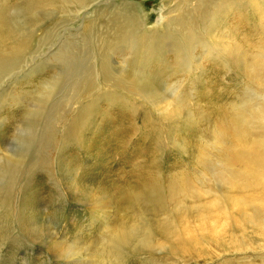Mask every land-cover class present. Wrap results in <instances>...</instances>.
<instances>
[{
	"label": "rangeland",
	"instance_id": "obj_1",
	"mask_svg": "<svg viewBox=\"0 0 264 264\" xmlns=\"http://www.w3.org/2000/svg\"><path fill=\"white\" fill-rule=\"evenodd\" d=\"M262 75L264 0H0V264H264Z\"/></svg>",
	"mask_w": 264,
	"mask_h": 264
},
{
	"label": "bare ground",
	"instance_id": "obj_2",
	"mask_svg": "<svg viewBox=\"0 0 264 264\" xmlns=\"http://www.w3.org/2000/svg\"><path fill=\"white\" fill-rule=\"evenodd\" d=\"M129 20V19H128ZM179 20V19H178ZM181 20V19H180ZM126 22V20H125ZM173 23V22H172ZM177 23V22H176ZM178 24V23H177ZM180 24V23H179ZM128 26L130 24H127ZM189 25V24H188ZM126 27V26H125ZM186 30V28H185ZM174 32V31H173ZM176 32V31H175ZM187 32V31H186ZM157 33V32H156ZM158 34V33H157ZM179 34V33H178ZM121 36V35H120ZM155 36V35H154ZM158 38V37H155ZM154 38V39H155ZM169 38V37H168ZM166 37V39H168ZM189 38V37H187ZM121 39V38H120ZM142 39V38H141ZM144 39V38H143ZM190 39V38H189ZM149 40V39H148ZM188 40V39H187ZM140 41V40H139ZM162 41V40H161ZM149 42V41H148ZM184 42V40H183ZM18 43H12L14 49H17ZM179 45V44H178ZM176 46V45H175ZM133 48V47H132ZM182 49V48H181ZM104 52V51H103ZM220 53V52H219ZM185 55V54H184ZM229 56V55H228ZM104 59V58H103ZM178 59V58H177ZM236 59V58H234ZM106 60V59H105ZM236 62V61H235ZM72 65V64H71ZM138 65V64H137ZM118 68V67H117ZM116 71V70H115ZM136 72V71H135ZM130 73V72H129ZM132 73V72H131ZM145 74V73H144ZM127 75V74H126ZM129 75V74H128ZM261 77V75H259ZM263 76V75H262ZM129 77V76H128ZM123 78V77H122ZM125 78V77H124ZM132 78V77H131ZM264 78V76H263ZM117 79V78H116ZM134 83V82H133ZM129 86V85H128ZM131 86V85H130ZM133 86V85H132ZM136 86V85H135ZM145 86V85H144ZM147 86V85H146ZM145 86V87H146ZM121 87V86H120ZM137 87V86H136ZM149 87V86H148ZM128 88V87H127ZM131 88V87H130ZM134 88V87H133ZM139 88V87H138ZM142 88V87H141ZM154 92V91H153ZM136 93V92H135ZM149 94V93H148ZM75 96V95H74ZM73 96V97H74ZM153 96V95H152ZM155 97V96H154ZM156 98V97H155ZM74 100V99H73ZM179 100V99H178ZM156 101V100H155ZM177 101V99H176ZM181 103V101H179ZM177 103V102H176ZM250 103V102H249ZM175 104V103H174ZM182 104V103H181ZM180 104V105H181ZM258 109H255L252 114L249 112L248 115L246 114L245 118L244 113L238 112L237 114V123L240 122V126L238 127V133L236 136L238 138V150L236 152H232L236 154L239 158L235 160V163H242V171L238 174L231 172L227 166L228 163L225 164L224 168V177L226 182L231 185L235 186L239 180H244L245 182L249 183L251 186L253 184L259 183L264 180V105H260L258 103ZM179 105V104H178ZM170 106V105H169ZM171 107V106H170ZM180 108V107H179ZM252 108V107H251ZM176 109V108H175ZM243 109V108H242ZM254 109V108H253ZM176 111V110H175ZM178 111V110H177ZM251 117V119H250ZM257 130L258 138L253 139L251 143L247 141V137L249 131ZM217 137V136H216ZM215 137V138H216ZM220 141V138H219ZM249 142V143H248ZM219 143V142H218ZM218 146L220 144H217ZM229 161V160H228ZM259 185V184H258ZM260 212V209H255L251 212V215H257ZM253 217V216H252ZM173 218V217H172ZM168 222V221H167ZM170 223V222H169ZM142 224V223H141ZM138 225V224H137ZM136 225V226H137ZM143 225V224H142ZM159 226V225H158ZM169 226V225H168ZM168 228V227H167ZM166 228V229H167ZM165 230V229H164ZM163 230V231H164ZM160 231V230H159ZM147 236V235H146ZM131 238V237H130ZM147 238V237H146Z\"/></svg>",
	"mask_w": 264,
	"mask_h": 264
}]
</instances>
